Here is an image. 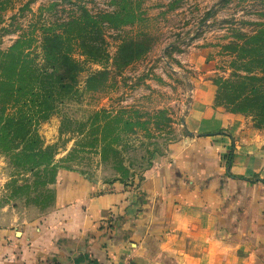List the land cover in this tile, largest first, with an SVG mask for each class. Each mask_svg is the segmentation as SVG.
<instances>
[{"label": "crops", "instance_id": "obj_1", "mask_svg": "<svg viewBox=\"0 0 264 264\" xmlns=\"http://www.w3.org/2000/svg\"><path fill=\"white\" fill-rule=\"evenodd\" d=\"M211 91L195 86L187 133L134 181L61 167L41 209L0 178V264H264V134Z\"/></svg>", "mask_w": 264, "mask_h": 264}, {"label": "rangeland", "instance_id": "obj_2", "mask_svg": "<svg viewBox=\"0 0 264 264\" xmlns=\"http://www.w3.org/2000/svg\"><path fill=\"white\" fill-rule=\"evenodd\" d=\"M86 13L98 21L92 37L102 43L109 59L85 61L77 48L74 56L85 62L79 93L59 104L39 127L46 144L57 147L55 158L61 165L92 178L134 181L187 133L182 119L199 83L210 84L216 107L246 118L264 134L252 116L217 104L219 86L214 81L233 77L238 55L230 45L243 43V35L264 23V0H0V51L23 35L32 37L37 49L44 28L85 19ZM133 40L148 45L147 52L128 66H115L118 46ZM103 68L109 71L106 83L85 89L88 74ZM96 112H101L99 124L90 121ZM102 146L109 151L103 154ZM230 152L223 153L222 163L229 164ZM26 177H31L29 171L15 168L0 153L5 198L35 205V196L45 194L39 199L45 201L49 192L44 186L29 194L18 191ZM45 202L43 206L49 204Z\"/></svg>", "mask_w": 264, "mask_h": 264}, {"label": "trees", "instance_id": "obj_3", "mask_svg": "<svg viewBox=\"0 0 264 264\" xmlns=\"http://www.w3.org/2000/svg\"><path fill=\"white\" fill-rule=\"evenodd\" d=\"M85 19L74 18L57 27L43 29L38 48H33V38L19 37L6 51H0V153L21 171H29L22 188L27 194L38 192L40 186L49 192L38 194L36 206L45 209L53 200L55 184L61 165L56 160L58 149L46 144L39 133L40 125L47 121L59 104L79 93L80 75L85 62L74 56L80 50L85 61L105 62L109 59L102 43L94 37L98 26L91 15ZM243 43L230 45L238 55L234 61L232 78L217 77V104L234 114L250 115L257 128L264 127V23L252 34L243 35ZM148 50L142 41H124L113 58L117 67L128 66ZM109 78L107 68L91 71L85 79V89L96 90ZM101 112L90 119L101 122ZM83 125L85 123H82ZM103 154L108 147L102 146ZM233 152L228 155L232 161ZM126 182L125 179L120 180ZM48 194V193H47ZM44 200V199H43ZM42 203H38V202ZM37 202V203H36Z\"/></svg>", "mask_w": 264, "mask_h": 264}]
</instances>
